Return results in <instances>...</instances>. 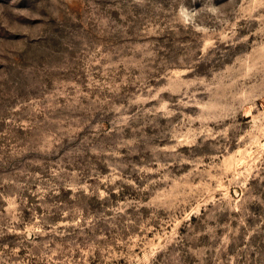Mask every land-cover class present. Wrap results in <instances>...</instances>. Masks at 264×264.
I'll use <instances>...</instances> for the list:
<instances>
[{"label":"rangeland","instance_id":"obj_1","mask_svg":"<svg viewBox=\"0 0 264 264\" xmlns=\"http://www.w3.org/2000/svg\"><path fill=\"white\" fill-rule=\"evenodd\" d=\"M0 264H264V0H0Z\"/></svg>","mask_w":264,"mask_h":264}]
</instances>
